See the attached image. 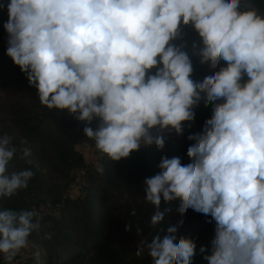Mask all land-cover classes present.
Wrapping results in <instances>:
<instances>
[{
    "label": "clouds",
    "instance_id": "9594fccd",
    "mask_svg": "<svg viewBox=\"0 0 264 264\" xmlns=\"http://www.w3.org/2000/svg\"><path fill=\"white\" fill-rule=\"evenodd\" d=\"M242 3L10 0L4 24L6 54L40 103L78 114L87 125L98 119L84 133L114 161L144 145L163 149L164 132L182 134L202 100L212 106L202 132L187 137L194 141L190 163L162 157L161 171L144 182L153 226L163 220L162 199L179 200L181 216L191 209L215 221L208 264H264V14L250 4L241 10ZM189 25L202 42L200 63L212 70L223 65L202 81L191 78L185 46L173 43ZM20 151L21 158L31 155L30 147ZM16 153L12 137L0 135V198L27 188L34 175L8 172ZM98 171L104 173L101 165ZM41 219L36 210H0V253L9 262ZM142 245L136 255L146 247L152 264H192L196 254L195 242L179 236L177 226Z\"/></svg>",
    "mask_w": 264,
    "mask_h": 264
},
{
    "label": "trees",
    "instance_id": "16d2710c",
    "mask_svg": "<svg viewBox=\"0 0 264 264\" xmlns=\"http://www.w3.org/2000/svg\"><path fill=\"white\" fill-rule=\"evenodd\" d=\"M9 2L0 0L5 5L0 8V135L11 136L12 146L17 148L8 172L31 170L34 175L27 188L0 198V210L44 212L46 204L52 205L42 216L40 229L29 236L39 246L40 260L32 256L19 264H152L146 247L141 256L136 251L145 239L150 243L155 235L163 238L170 226H177L179 236L195 242L192 264H208L204 256L211 254L215 221L191 209L181 216L177 211L179 200L166 203L162 199L160 211L164 217L153 226L154 208L145 201L144 182L161 171L162 157H179L182 164L190 163L187 149L194 141L187 137L202 132L212 115V106L206 107L202 100L194 108V120L183 122L182 134L164 132L163 149L154 144L144 145L119 161L99 151V158L94 154L96 162L89 163L86 153L78 147V140L85 135L86 126L92 127V122L87 125L76 118L78 114L43 106L26 74L6 54L9 35L4 24L8 20ZM246 4L264 14V0H246L241 10ZM173 43L185 46L192 61L194 81H202L223 66L212 70L200 63L198 53L202 42L190 25L182 27L181 37ZM247 79L245 76L244 80ZM22 140L27 144H21ZM23 147H30L29 157L21 158ZM100 165L104 173L98 171ZM83 166L89 167L88 179L81 185L84 194L65 197L73 171ZM126 225L131 226L130 231H125ZM0 264L15 263L0 253Z\"/></svg>",
    "mask_w": 264,
    "mask_h": 264
},
{
    "label": "built area",
    "instance_id": "2783aa9c",
    "mask_svg": "<svg viewBox=\"0 0 264 264\" xmlns=\"http://www.w3.org/2000/svg\"><path fill=\"white\" fill-rule=\"evenodd\" d=\"M98 121H99L98 119H94L92 121V128L93 129L97 128V126L99 124ZM78 147L84 153L94 152L96 154L97 158L100 157V153H99V150L95 146V142L92 140H89V138L86 135H83L80 137V139L78 140ZM88 175H89V167L88 166H83V167L75 169L73 171V179L70 182L69 187H68L64 196L70 197V198H77V197L82 196L84 194V191H83L81 185L87 181ZM51 207H52V205L50 203H48L44 207V212H41L38 210H36V211L39 212L41 217H42L43 215L47 214V212L52 209ZM28 244L31 245L30 242ZM32 249L36 254V255H32V256H34L37 259V261H39L40 256H41V251L39 249V246L34 245ZM21 260H24V259H21ZM21 260H17L14 263L19 264V262Z\"/></svg>",
    "mask_w": 264,
    "mask_h": 264
},
{
    "label": "rangeland",
    "instance_id": "374dc122",
    "mask_svg": "<svg viewBox=\"0 0 264 264\" xmlns=\"http://www.w3.org/2000/svg\"><path fill=\"white\" fill-rule=\"evenodd\" d=\"M86 156H87V158L89 156L91 158H93L94 155L91 152L90 154L86 153ZM93 162H96L95 156H94ZM28 240H29V242L31 244L30 245L31 247L27 246L26 248L21 249V251L13 258L14 262H16L17 260H21V259H25V258H28V257H32V255H36L32 248H33L34 245H37V244L34 241H32L30 238H28ZM2 255L4 256V254H2ZM4 258H5V256H4Z\"/></svg>",
    "mask_w": 264,
    "mask_h": 264
},
{
    "label": "crops",
    "instance_id": "0c3cea01",
    "mask_svg": "<svg viewBox=\"0 0 264 264\" xmlns=\"http://www.w3.org/2000/svg\"><path fill=\"white\" fill-rule=\"evenodd\" d=\"M91 152H88L87 154H90ZM95 153L93 152V155H94ZM93 159H94V156H93V158H91L90 156L87 158V160H88V162L89 163H91V162H93ZM96 159V158H95Z\"/></svg>",
    "mask_w": 264,
    "mask_h": 264
}]
</instances>
